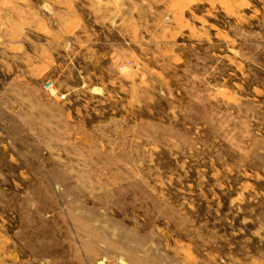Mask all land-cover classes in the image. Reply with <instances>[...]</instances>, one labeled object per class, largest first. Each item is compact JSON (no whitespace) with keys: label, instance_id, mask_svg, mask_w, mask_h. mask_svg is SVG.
<instances>
[{"label":"rangeland","instance_id":"obj_1","mask_svg":"<svg viewBox=\"0 0 264 264\" xmlns=\"http://www.w3.org/2000/svg\"><path fill=\"white\" fill-rule=\"evenodd\" d=\"M0 264H264V0H0Z\"/></svg>","mask_w":264,"mask_h":264}]
</instances>
